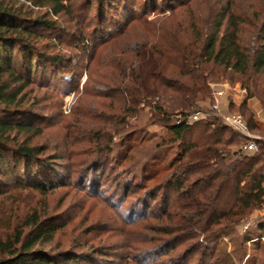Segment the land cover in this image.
I'll use <instances>...</instances> for the list:
<instances>
[{"label":"trees","instance_id":"16d2710c","mask_svg":"<svg viewBox=\"0 0 264 264\" xmlns=\"http://www.w3.org/2000/svg\"><path fill=\"white\" fill-rule=\"evenodd\" d=\"M64 1L24 0L30 6L47 8L53 17L63 13L73 16V5ZM109 1L113 4L103 5L98 12L96 28L101 32L114 26L119 11L123 10L128 17L132 14L130 9L133 8L128 3L123 6L119 0ZM147 1L143 7H148ZM164 1L165 9L158 10L157 0H152L149 7L158 15L168 13L169 16L155 22L138 20L144 32L134 45L128 43L120 57L124 60L114 59L117 74L113 83L127 109L136 113L140 105L150 107L152 120L168 130L167 144L177 146L171 162V168L176 170L170 182H176V190H182L183 177H194L187 195L189 215L177 219V214L165 211L155 217L161 221L156 232L169 238L158 240L161 252L169 255L196 239L209 243L230 236L263 204L264 188L258 179L264 172V142H257V153H244L241 150L243 137L220 118L192 124L185 119L196 114L201 103L211 99V84L225 80L228 75V81L238 76L242 87L249 90L240 108L247 117V127L250 131H260L247 102L257 98L264 109V3L258 6L259 0L258 3L252 0ZM84 4L90 11L94 1L87 0ZM24 8L26 6H19L18 0H0V195L11 188L47 195L63 183L53 163L59 157H45V148L32 145L43 132L35 123L25 120L31 109L27 104L28 90L34 80L54 79L55 73L51 74L49 66L64 62V57L51 56L47 49L37 46L44 35L38 28L53 31L58 26L46 16L25 17ZM118 35L128 42L124 30ZM80 40L90 45L85 36ZM86 50L89 51L87 46ZM22 135L27 138L21 140ZM103 142L98 140L97 154L100 157L113 154L114 147L107 144L104 148ZM163 145L157 144L154 151L146 150L144 160L149 164L159 160L161 153L155 151ZM125 159L129 160L127 156ZM252 172L257 177L255 191L244 187L245 178ZM156 176L150 173L145 179L153 181ZM84 177L86 183H93L90 179L93 177L88 174ZM201 185L206 187L198 191ZM162 203L165 206L166 200ZM164 218L169 221L166 225H163ZM140 222L129 225L137 226ZM55 230L53 224L42 221L38 212L30 208L15 237L6 243L0 242V264L79 263L78 258L57 259L38 248L52 241ZM129 258L135 264L147 263L136 256Z\"/></svg>","mask_w":264,"mask_h":264},{"label":"rangeland","instance_id":"374dc122","mask_svg":"<svg viewBox=\"0 0 264 264\" xmlns=\"http://www.w3.org/2000/svg\"><path fill=\"white\" fill-rule=\"evenodd\" d=\"M93 1L94 6L89 11L84 4L87 0H65V4L73 5V16L63 13L53 17L47 8L33 7L18 0L19 6H26L25 17L46 16L58 26L53 31L38 28L44 35L37 41V46L47 49L51 56L64 57V62L49 66L51 74L55 73L54 79L34 80L28 90L27 104L31 109L25 120L32 121L43 132L32 145L45 148V157H59L53 163L63 183L47 195L16 188L1 194L0 242L6 243L15 237L32 208L42 221L56 228L52 241L38 248L57 259L78 258L77 264H135L129 261V257L135 256L145 259L146 264H264V194L260 209L246 217L230 236L209 243L196 239L175 253L162 254L158 240L169 238L156 232L161 221L155 217L162 216L165 211L177 214V219L189 215L187 195L194 177L181 179L183 188L180 192L176 190V182L170 183L176 170L171 168V162L177 146L167 144L168 130L162 123L152 120L150 107L140 105L136 113L127 109L113 82L117 74L114 59L124 60L120 57L128 43L134 45L144 32L138 20L155 22L169 14L158 15L149 7L152 0H119L123 6L125 3L132 6L131 17L123 10L119 11L114 26L101 32L96 28L98 12L103 5L113 1ZM146 1L148 7H143ZM157 1L158 10L167 8L164 0ZM252 1L258 3V0ZM261 3L264 0H259L258 6ZM85 10L87 12L83 13ZM122 30L128 42L118 37ZM82 35L90 47L86 42L81 43ZM229 78L230 75L211 84V99L199 106L198 112L204 113L201 120L221 119L212 111L213 93L224 89L222 114H239L247 123V117L242 114L244 110L240 108L246 102L249 90L242 87L238 76L228 81ZM247 103L248 111L256 116L260 131L249 130V137L242 136L241 141L256 139L264 142V109L257 98ZM20 138L27 137L22 135ZM100 139L104 141V148L107 144L114 147L113 154L103 157L97 154L96 144ZM162 143L165 145L155 151L161 153L159 160L150 164L145 161L146 150L154 151L156 145ZM150 173L157 175L153 181L146 180ZM86 174L93 177L90 178L93 183H86ZM255 180L257 177L252 172L245 178V189L255 191ZM258 180L264 188V172ZM205 187L201 185L198 191ZM145 217L148 219L143 222ZM164 219L162 224H168V219ZM134 221L141 222L137 226L129 225Z\"/></svg>","mask_w":264,"mask_h":264},{"label":"built area","instance_id":"2783aa9c","mask_svg":"<svg viewBox=\"0 0 264 264\" xmlns=\"http://www.w3.org/2000/svg\"><path fill=\"white\" fill-rule=\"evenodd\" d=\"M224 96H226V91L224 89L215 91L213 93V102H214V104L212 106L213 114L221 117L223 122L227 126L232 128L235 132H237L239 135H241L243 137H249V129L247 127V124H246L244 118L241 115H239V114H227V115L222 114L221 100L223 99ZM202 116H204V113L197 112L196 114L187 117L185 119V121L189 124H192L194 122L200 121L202 119ZM241 150L244 153H257L259 150L257 140L256 139L246 140L242 144Z\"/></svg>","mask_w":264,"mask_h":264}]
</instances>
